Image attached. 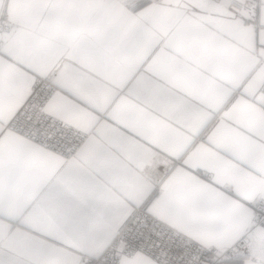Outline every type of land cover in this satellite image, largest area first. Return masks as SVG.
<instances>
[{"label": "crops", "instance_id": "0c3cea01", "mask_svg": "<svg viewBox=\"0 0 264 264\" xmlns=\"http://www.w3.org/2000/svg\"><path fill=\"white\" fill-rule=\"evenodd\" d=\"M38 78L69 160L5 128ZM262 88L264 0H0V264L98 257L137 208L264 264Z\"/></svg>", "mask_w": 264, "mask_h": 264}, {"label": "built area", "instance_id": "2783aa9c", "mask_svg": "<svg viewBox=\"0 0 264 264\" xmlns=\"http://www.w3.org/2000/svg\"><path fill=\"white\" fill-rule=\"evenodd\" d=\"M57 91L49 78H38L5 128L69 160L76 156L87 134L46 111ZM251 211L253 227L264 228V200L255 201ZM250 245V232H245L228 247L203 246L171 229L148 211L137 208L116 231L102 254L98 257L83 256L77 264H121L124 258L136 254H143L156 264H226L246 256Z\"/></svg>", "mask_w": 264, "mask_h": 264}, {"label": "rangeland", "instance_id": "374dc122", "mask_svg": "<svg viewBox=\"0 0 264 264\" xmlns=\"http://www.w3.org/2000/svg\"><path fill=\"white\" fill-rule=\"evenodd\" d=\"M262 245V244H261ZM262 247H264V246H262Z\"/></svg>", "mask_w": 264, "mask_h": 264}]
</instances>
